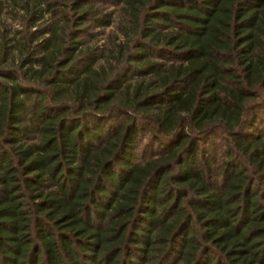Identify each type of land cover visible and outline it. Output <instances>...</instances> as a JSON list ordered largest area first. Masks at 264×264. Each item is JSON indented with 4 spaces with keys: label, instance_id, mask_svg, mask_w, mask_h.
Returning a JSON list of instances; mask_svg holds the SVG:
<instances>
[{
    "label": "trees",
    "instance_id": "16d2710c",
    "mask_svg": "<svg viewBox=\"0 0 264 264\" xmlns=\"http://www.w3.org/2000/svg\"><path fill=\"white\" fill-rule=\"evenodd\" d=\"M263 95L264 0H0V264H264Z\"/></svg>",
    "mask_w": 264,
    "mask_h": 264
},
{
    "label": "rangeland",
    "instance_id": "374dc122",
    "mask_svg": "<svg viewBox=\"0 0 264 264\" xmlns=\"http://www.w3.org/2000/svg\"><path fill=\"white\" fill-rule=\"evenodd\" d=\"M112 31V29H108V30H106L105 31V34L106 35H108L110 32ZM264 96V95H263ZM259 119L260 120H258L257 121V123H256V125H257V127H258V129H257V131L260 133V134H262L263 136H264V107L262 108V109H260L259 110ZM146 141H144L143 142V144L145 143ZM210 145H206V147L207 146H211V145H213V147L215 146V148L217 149V151L218 152H220L221 150H223V147H224V145H222V143H220V144H218V141L217 140H213L211 143H209ZM201 146H205V144H202ZM157 147V146H156ZM210 148V150H213V148L212 147H208V149ZM154 149H155V147H154ZM218 160H220V158H218ZM245 167H247L246 165H245ZM247 169H249V168H247ZM263 186V192H264V183L262 184ZM264 203V202H263Z\"/></svg>",
    "mask_w": 264,
    "mask_h": 264
}]
</instances>
